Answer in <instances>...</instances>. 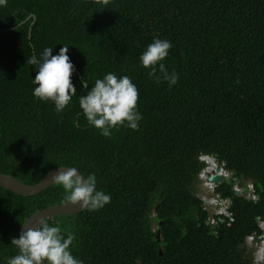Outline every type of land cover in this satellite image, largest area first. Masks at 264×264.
<instances>
[{
    "label": "trees",
    "instance_id": "trees-1",
    "mask_svg": "<svg viewBox=\"0 0 264 264\" xmlns=\"http://www.w3.org/2000/svg\"><path fill=\"white\" fill-rule=\"evenodd\" d=\"M30 14L35 23L20 24ZM14 26L0 30V172L35 184L71 166L111 196L99 210L45 219L73 234L72 254L83 264H251L245 243L264 220V0H7L0 28ZM156 38L172 44L162 61L178 74L171 87L139 61ZM64 45L77 95L57 112L34 97L27 60ZM109 72L137 86L143 118L105 137L79 96ZM203 155L232 174L215 187L229 215L211 216L194 194ZM65 195L54 182L34 196L0 186V264L18 254L11 239L24 221Z\"/></svg>",
    "mask_w": 264,
    "mask_h": 264
},
{
    "label": "clouds",
    "instance_id": "clouds-1",
    "mask_svg": "<svg viewBox=\"0 0 264 264\" xmlns=\"http://www.w3.org/2000/svg\"><path fill=\"white\" fill-rule=\"evenodd\" d=\"M94 3L107 6L110 0H94ZM6 5L7 0H0V6ZM171 47L170 41L156 38L148 44L139 57L140 64L150 69L149 76L158 82L166 81L169 87L175 85L179 79L175 70L169 73L162 62L168 56ZM68 51V45H64L57 54L53 55V47H46L39 58L33 55L27 60V63L36 69L33 79V84L36 85L33 90L34 97L42 101L54 102L57 112L64 110L72 97L77 95V89L72 82L75 66ZM81 83L82 87H87L85 81L82 80ZM138 100V88L129 76L118 77L109 72L102 79H96L94 85L85 95L79 96V106L88 124L99 129L103 136L110 137L112 129L122 126L133 130L139 129V121L143 117L137 109ZM220 165L224 168V163ZM60 169L54 174L52 181L63 187L66 193L64 197L66 202L79 204L82 209L93 211L99 210L111 201L109 194L97 190L94 173L85 177L75 167ZM224 170L223 176L229 173L225 168ZM202 173L203 176L204 171ZM206 179L208 181V178ZM236 186L239 188L238 185ZM212 187L214 189L216 186L212 184ZM229 201L231 200H227V213L231 203ZM216 214L229 215V213ZM74 239L75 237L71 233L65 237L58 224L50 226L43 219L36 221L31 226H26L24 223L19 237L11 239V244L16 247L18 254L9 258L7 264H83L70 251ZM257 258L261 259L259 253Z\"/></svg>",
    "mask_w": 264,
    "mask_h": 264
},
{
    "label": "water",
    "instance_id": "water-1",
    "mask_svg": "<svg viewBox=\"0 0 264 264\" xmlns=\"http://www.w3.org/2000/svg\"><path fill=\"white\" fill-rule=\"evenodd\" d=\"M31 18H33L32 22H31V26H32L35 23L36 18H37L35 14H30L27 17V19L23 23L21 22L20 24H24L28 19H31ZM14 28H16V26L4 28V29L0 28V30L11 31ZM29 37H31V28H30ZM200 159L203 162H206L207 165L205 166L203 171L207 175L208 181L211 182L214 186L221 184L223 182V178L230 175L229 173H226L223 176L222 170L224 168L222 165H220L218 158L216 156L203 155L200 157ZM206 159H211V160L216 159L218 162V166L213 167V166L209 165L208 162L206 161ZM60 168L66 169V168H71V166H59V167L53 168L43 177V179L41 181H39L38 183H35V184L23 183V182L15 179V178L7 175V174L0 172V186L18 194V195H21V196H34V195L42 192L43 190H45L48 186H50L53 183V181H52L53 176L56 172L61 170ZM80 174H82V173L80 172ZM242 191H243V188L240 190L237 189L236 194L239 195L242 193ZM229 202H231V201H229ZM83 210H85V209H82L79 204H71L70 202H66V203H62V204H54V205H51L49 207H46L44 209H41V210L34 212L24 221V223H26V226H31L33 223H35L36 221L41 220V219L45 220L47 218H52V217L59 216V215L78 214L79 212H82ZM155 216H156V212L154 211V215H152L151 217L154 218ZM257 222H258L259 226L261 227L263 233H262V235L253 234V236L256 237V241H264V220L258 219ZM23 224L20 228V233L22 231ZM156 237H157V240L160 242L161 241V230L160 229L157 230ZM160 254H163L162 248L160 249Z\"/></svg>",
    "mask_w": 264,
    "mask_h": 264
},
{
    "label": "rangeland",
    "instance_id": "rangeland-1",
    "mask_svg": "<svg viewBox=\"0 0 264 264\" xmlns=\"http://www.w3.org/2000/svg\"><path fill=\"white\" fill-rule=\"evenodd\" d=\"M202 172L199 175V181L194 182L193 191L194 194L201 197L204 200V205L207 207V209L210 211V214H216V213H226V207H227V200H222L217 194H215V187L213 189L207 188L206 180L203 179ZM228 178H232V174L229 175ZM251 181H246V186L249 189H253V186L251 185ZM238 185V182L236 183ZM239 188H243L240 187ZM154 214V213H153ZM214 222V221H213ZM156 225V223H155ZM155 228V227H154ZM263 233V232H262ZM261 241H256L255 236H251L249 240L246 241L245 246L247 247V253L251 259V264H264L257 260V252H258V243ZM259 252H262L260 250Z\"/></svg>",
    "mask_w": 264,
    "mask_h": 264
},
{
    "label": "bare ground",
    "instance_id": "bare-ground-1",
    "mask_svg": "<svg viewBox=\"0 0 264 264\" xmlns=\"http://www.w3.org/2000/svg\"><path fill=\"white\" fill-rule=\"evenodd\" d=\"M206 161L208 162V164L209 165H211V166H218V162H217V160L216 159H214V160H211V159H206ZM222 173L224 174L225 173V170L223 169L222 170ZM203 178H207V175L204 173V175H203ZM206 184H207V188H209V189H212V184L211 183H209L208 181H207V179H206ZM260 250H262V251H264V241H261L260 243H258V252H257V255H258V253H259V251ZM256 261H258V258H257V260Z\"/></svg>",
    "mask_w": 264,
    "mask_h": 264
},
{
    "label": "built area",
    "instance_id": "built-area-1",
    "mask_svg": "<svg viewBox=\"0 0 264 264\" xmlns=\"http://www.w3.org/2000/svg\"><path fill=\"white\" fill-rule=\"evenodd\" d=\"M235 189H236V190H237V189L239 190V188H238L237 186L235 187Z\"/></svg>",
    "mask_w": 264,
    "mask_h": 264
},
{
    "label": "flooded vegetation",
    "instance_id": "flooded-vegetation-1",
    "mask_svg": "<svg viewBox=\"0 0 264 264\" xmlns=\"http://www.w3.org/2000/svg\"><path fill=\"white\" fill-rule=\"evenodd\" d=\"M204 163L206 164V162H204ZM206 165H207V164H206ZM206 165H205V166H206ZM205 166H204V168H205Z\"/></svg>",
    "mask_w": 264,
    "mask_h": 264
}]
</instances>
